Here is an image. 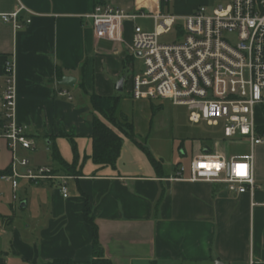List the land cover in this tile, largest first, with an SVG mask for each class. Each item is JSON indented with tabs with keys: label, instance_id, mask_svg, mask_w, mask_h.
Here are the masks:
<instances>
[{
	"label": "crops",
	"instance_id": "1",
	"mask_svg": "<svg viewBox=\"0 0 264 264\" xmlns=\"http://www.w3.org/2000/svg\"><path fill=\"white\" fill-rule=\"evenodd\" d=\"M98 1L150 14L164 13L167 5L169 10L173 7L170 14L178 16L213 3L0 0V15L19 10L16 24L0 16V95L6 83L5 63L13 59L18 121L37 144L43 139L47 148L46 157L42 154L39 159L38 147L12 149L7 139L0 137V172L12 174L15 168L23 173L21 160L29 158L31 167L46 166L69 176L67 197L59 180L18 178L14 188L11 179L0 176V264L92 259L93 230L83 214L87 202L96 218L104 255L114 264H264V143L254 151L253 194L234 193L226 183L192 181L190 166L187 171L180 162L168 163L150 148L161 160L162 174L142 148L143 152L131 144H123L116 167L92 160V116L96 113L91 110L90 93L116 95L117 82L124 75V89L128 83L130 90L128 78L138 60L132 54L133 27L139 24L153 30L138 23L146 18H138L124 21L122 42L100 38L89 16ZM63 76L75 78L74 86L79 84L81 93L62 84ZM62 90L72 99L61 94ZM117 114L123 113L118 109ZM256 121L264 130V106L257 108ZM62 131L75 134L79 158L74 169L60 167L52 157L56 146L66 162H74L72 144ZM136 138L146 146L137 133ZM223 139L224 150L221 141L205 140L192 158L200 153H224L227 157L248 153L246 141L227 140L224 135Z\"/></svg>",
	"mask_w": 264,
	"mask_h": 264
},
{
	"label": "built area",
	"instance_id": "2",
	"mask_svg": "<svg viewBox=\"0 0 264 264\" xmlns=\"http://www.w3.org/2000/svg\"><path fill=\"white\" fill-rule=\"evenodd\" d=\"M171 1V0H167ZM19 10L1 14L2 20L16 24ZM100 38L123 41L125 20L152 19L153 30L139 24L133 27L132 54L141 63L131 67L130 93L134 100H169L188 105L190 120L220 128L227 140L246 141L249 151L227 157L224 153H200L190 163L192 181L226 183L234 193H254L256 188V146L264 143V130L258 128L257 108L264 106V0H213L190 14L178 16L142 11L130 12L108 3H97L89 15ZM177 32L172 42L162 36ZM6 83L0 95V137L9 147L27 150L38 147L35 138L17 118V77L14 60L4 66ZM61 94L68 95L66 90ZM23 173L13 168L14 188L18 178L35 182L59 180L68 196L69 176L46 166L31 167L28 158L20 163ZM243 166V167H241ZM184 168L177 174L181 176Z\"/></svg>",
	"mask_w": 264,
	"mask_h": 264
},
{
	"label": "rangeland",
	"instance_id": "3",
	"mask_svg": "<svg viewBox=\"0 0 264 264\" xmlns=\"http://www.w3.org/2000/svg\"><path fill=\"white\" fill-rule=\"evenodd\" d=\"M164 10L165 14H170V11H173V7L170 6L169 10L166 5ZM138 23L149 27V29L154 27L152 19H142ZM176 39V30L162 36V40L166 42H172ZM135 65L136 69H139L138 67L141 66L140 61L136 60ZM80 88L79 84L69 87L74 93H81ZM115 93L121 96L119 112L122 111L123 114L133 120L137 136L144 143L146 142V147L159 154L168 163L177 165L180 162L188 171L194 150L200 147L205 140H211L214 143L221 141L222 150L226 147L220 128L211 126L204 120L199 123H194L190 120L192 109L188 105H174L169 100L158 99L153 100L151 103L146 100L133 101L128 83H126L123 91L116 90ZM151 107L159 109L153 114ZM91 110L98 114L92 107ZM118 118L120 123L124 124L123 118ZM122 135L125 146L131 144L142 150L138 145H133L131 139L125 133L122 132ZM42 142L43 139L38 144V149L40 150L38 153L39 159H42V154L46 157L45 153H47L44 152L47 148L42 145ZM32 161L36 162V159Z\"/></svg>",
	"mask_w": 264,
	"mask_h": 264
},
{
	"label": "trees",
	"instance_id": "4",
	"mask_svg": "<svg viewBox=\"0 0 264 264\" xmlns=\"http://www.w3.org/2000/svg\"><path fill=\"white\" fill-rule=\"evenodd\" d=\"M98 3L102 2L98 1ZM126 60L130 61L129 58H127ZM120 100L121 96L119 94L104 96L95 92L90 93V102L94 110L98 113L92 116V160L96 164L116 167V162L121 155L124 144L122 135L123 132L146 152L150 162L152 163L158 174H162L161 160H158L152 154L148 147L137 140L134 123L130 121L128 116L125 114H121L120 116H118L117 113ZM158 109L152 107L153 114H155ZM118 117L123 118L124 124L120 123V119ZM61 134L70 139L75 154L74 162L72 164L66 162L56 146L52 148V157L60 165V167L66 168L68 170L74 169L79 158L78 146L75 141V134L67 131H62ZM6 173H8V171H1L0 176ZM83 214L85 221L92 227L93 230L94 254L92 259L87 261H76L71 258H56L54 260L46 262L45 264H114V262L110 258L104 255V249L100 242L98 225L96 223V218L93 215L89 202L86 203Z\"/></svg>",
	"mask_w": 264,
	"mask_h": 264
},
{
	"label": "water",
	"instance_id": "5",
	"mask_svg": "<svg viewBox=\"0 0 264 264\" xmlns=\"http://www.w3.org/2000/svg\"><path fill=\"white\" fill-rule=\"evenodd\" d=\"M125 80H126V76H122L118 82H117V85H116V90L118 91H123L124 90V83H125ZM76 82V79L71 77V76H63L62 80H61V83L62 84H66V85H70V86H74ZM216 264H222V262H217Z\"/></svg>",
	"mask_w": 264,
	"mask_h": 264
},
{
	"label": "snow or ice",
	"instance_id": "6",
	"mask_svg": "<svg viewBox=\"0 0 264 264\" xmlns=\"http://www.w3.org/2000/svg\"><path fill=\"white\" fill-rule=\"evenodd\" d=\"M241 167H243V166H241Z\"/></svg>",
	"mask_w": 264,
	"mask_h": 264
}]
</instances>
